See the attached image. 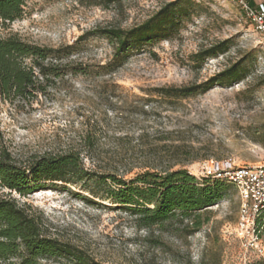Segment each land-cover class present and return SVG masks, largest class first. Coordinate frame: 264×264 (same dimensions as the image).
<instances>
[{"label": "rangeland", "instance_id": "374dc122", "mask_svg": "<svg viewBox=\"0 0 264 264\" xmlns=\"http://www.w3.org/2000/svg\"><path fill=\"white\" fill-rule=\"evenodd\" d=\"M173 1L24 0L22 16L1 27L0 36L72 49L61 76L34 101L0 103V148L20 161L79 154L90 172L84 181H47L25 198L15 196L94 262L250 264L258 257L235 232L239 198L232 186L198 228L180 217L138 227L129 211L85 188L107 191L110 180L97 185L99 174L128 179L183 168L201 178L207 160L264 164V39L236 0H189L168 37L130 52L116 69L104 67L115 43L99 29L133 27ZM223 40H229L226 52L196 60ZM235 63L240 77L228 84L186 96L169 90L202 84ZM39 264L76 262L61 257Z\"/></svg>", "mask_w": 264, "mask_h": 264}, {"label": "trees", "instance_id": "16d2710c", "mask_svg": "<svg viewBox=\"0 0 264 264\" xmlns=\"http://www.w3.org/2000/svg\"><path fill=\"white\" fill-rule=\"evenodd\" d=\"M191 6L188 0L169 2L153 16L130 28H101L97 33L114 41V53L104 65L118 68L130 52L164 39L175 30ZM24 0H0V28L22 16ZM229 40H223L197 53L196 60L226 52ZM72 45L53 47L25 40L17 34L0 36V103L32 102L61 76L63 60ZM240 63L229 65L198 85L169 89L181 96L205 92L214 85L228 84L240 77ZM75 70H77L75 68ZM90 176L79 154L73 151L45 154L25 161L0 148V264H39L40 260L70 258L76 264H99L72 245L53 235L42 213L30 203L20 201L42 189L47 181L76 183ZM107 191L85 186L101 200L126 209L135 216L138 227L159 226L176 217L190 218L198 228L207 208L221 201L229 184L210 178H197L186 169L145 170L124 179L113 174H99L97 185L107 184ZM203 220V221H202ZM250 264H264L258 258Z\"/></svg>", "mask_w": 264, "mask_h": 264}, {"label": "built area", "instance_id": "2783aa9c", "mask_svg": "<svg viewBox=\"0 0 264 264\" xmlns=\"http://www.w3.org/2000/svg\"><path fill=\"white\" fill-rule=\"evenodd\" d=\"M236 2L264 39V3ZM201 172V177L224 181L235 189L239 198L235 232L246 250L264 259V164L235 165L229 161L207 160Z\"/></svg>", "mask_w": 264, "mask_h": 264}, {"label": "crops", "instance_id": "0c3cea01", "mask_svg": "<svg viewBox=\"0 0 264 264\" xmlns=\"http://www.w3.org/2000/svg\"><path fill=\"white\" fill-rule=\"evenodd\" d=\"M252 5H257L259 3H264V0H250Z\"/></svg>", "mask_w": 264, "mask_h": 264}]
</instances>
